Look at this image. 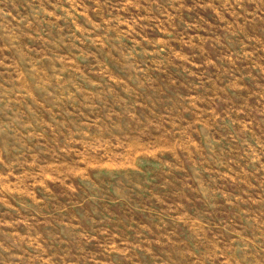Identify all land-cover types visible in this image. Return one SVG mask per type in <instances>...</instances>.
I'll use <instances>...</instances> for the list:
<instances>
[{"label": "rangeland", "instance_id": "374dc122", "mask_svg": "<svg viewBox=\"0 0 264 264\" xmlns=\"http://www.w3.org/2000/svg\"><path fill=\"white\" fill-rule=\"evenodd\" d=\"M0 264H264V0H0Z\"/></svg>", "mask_w": 264, "mask_h": 264}]
</instances>
